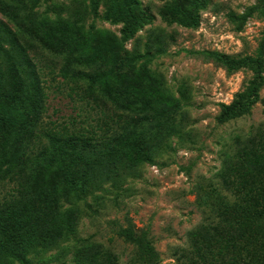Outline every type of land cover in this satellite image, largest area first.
Segmentation results:
<instances>
[{
  "label": "rangeland",
  "instance_id": "obj_1",
  "mask_svg": "<svg viewBox=\"0 0 264 264\" xmlns=\"http://www.w3.org/2000/svg\"><path fill=\"white\" fill-rule=\"evenodd\" d=\"M29 4L39 16L78 20L80 26L98 32L101 39L97 37L95 44L102 46V53L109 52L115 76L103 87V99L95 102L111 107L116 97L122 98L114 95L120 90L129 96L154 85L162 104L166 98L173 99L166 114L173 111L177 120L168 147L151 161L137 164L133 176L118 185L109 183L82 203L85 215L76 234L45 253L39 264H85L90 255L86 251L99 245L127 262L135 249L123 233L135 228L150 232L161 264H183L184 255L194 251V233L199 231L205 242L213 236L212 228L204 230L212 220L199 205L211 206L215 190L234 198L224 180L225 168L244 153L264 154V0H41L36 4L35 0H0V20L15 26L14 14ZM130 17H135L134 28L140 30L123 46L121 31ZM3 29L2 41L10 48ZM34 31L26 27L22 37L36 39ZM57 44L55 38L57 48L52 49L61 50ZM42 49L38 61L48 93L45 125H62L77 116L79 122L96 126L101 108L71 96L68 83L49 69L61 67L59 55ZM2 54L0 115L24 119L21 124L26 125L32 113L3 97L4 88L11 89L5 82L14 72L7 64L12 59ZM160 106L151 107L156 115ZM226 109L236 112L228 120L222 116ZM247 179L251 201L263 208L264 157L251 167ZM12 188L13 184L0 186V198ZM220 214L217 220L245 224V239L231 250L239 264H264V214L245 215L237 207Z\"/></svg>",
  "mask_w": 264,
  "mask_h": 264
},
{
  "label": "trees",
  "instance_id": "obj_2",
  "mask_svg": "<svg viewBox=\"0 0 264 264\" xmlns=\"http://www.w3.org/2000/svg\"><path fill=\"white\" fill-rule=\"evenodd\" d=\"M39 1L35 0V4ZM33 9L30 4L19 8L13 16L15 26L0 20V53L12 59L7 64L14 72L5 82L11 89L4 88L3 97L32 113L28 116L30 120H25L26 125L21 124L24 119L13 121L0 115V153L4 156L0 157V186L13 184L12 191L0 198V264L41 263L45 253L57 249L76 234L85 215L83 210L81 212L82 203L109 183L118 185L133 176L139 164L151 161L168 147L177 128L174 112L166 114L173 99L166 98L162 104L153 91L154 85L146 90L136 89L129 96L125 89L120 90L114 95L122 98L117 100L115 96L111 107L103 108L95 102L103 99V87L110 85L115 76L109 52L102 53V46L95 44L97 37L101 39L98 32L86 29L85 24L80 26L78 20L61 16L53 20L39 16ZM134 18L127 20L121 31L123 46L140 30L134 28L137 25ZM26 27L35 30L36 39L22 37ZM2 29L11 40L10 48L2 41ZM55 38L61 50L52 49ZM42 46L59 55L61 67L50 66L49 69L63 79V84L68 83L70 95L101 108L96 126L83 120L87 116L80 122L77 116H71L62 125L55 122L45 125L43 115L47 110L48 93L38 61ZM2 76L3 83L5 74ZM157 104L162 105L158 115L151 109ZM235 113L226 109L222 116L228 120ZM241 156L224 172V180L234 198L229 199L215 190L211 206L199 205L205 208L207 219L212 220L211 227L205 226L204 230L212 228L213 236L205 242L199 231L194 233L191 237L194 251L189 256L184 255L183 264H239L231 250L236 242L245 239L248 233L245 224L222 217L217 219L222 216L220 213H229L232 207L245 215L264 214V207L251 201L252 190L246 188L251 167L259 163L264 154ZM123 234L135 249L127 262L112 249L99 245L86 251L90 255L86 256L85 264L162 263L148 230L135 228Z\"/></svg>",
  "mask_w": 264,
  "mask_h": 264
}]
</instances>
